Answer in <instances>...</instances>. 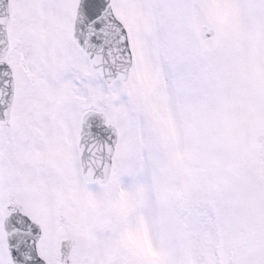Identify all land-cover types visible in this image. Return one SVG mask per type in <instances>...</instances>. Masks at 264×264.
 Here are the masks:
<instances>
[{
    "label": "snow or ice",
    "instance_id": "snow-or-ice-1",
    "mask_svg": "<svg viewBox=\"0 0 264 264\" xmlns=\"http://www.w3.org/2000/svg\"><path fill=\"white\" fill-rule=\"evenodd\" d=\"M0 264H264V0H0Z\"/></svg>",
    "mask_w": 264,
    "mask_h": 264
}]
</instances>
